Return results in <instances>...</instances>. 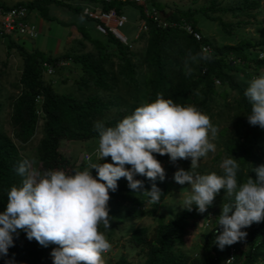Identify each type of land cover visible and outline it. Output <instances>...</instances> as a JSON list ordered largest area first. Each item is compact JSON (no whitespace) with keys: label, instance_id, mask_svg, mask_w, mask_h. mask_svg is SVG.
Instances as JSON below:
<instances>
[{"label":"trees","instance_id":"16d2710c","mask_svg":"<svg viewBox=\"0 0 264 264\" xmlns=\"http://www.w3.org/2000/svg\"><path fill=\"white\" fill-rule=\"evenodd\" d=\"M49 1L65 6L85 18L87 17L81 12L84 2L99 4L102 9L114 7L118 12L123 11L126 5H134L138 8L135 20L142 17L145 21L146 28L139 33V37H144L145 45L143 53L137 54L110 32L102 33L96 30L97 33L90 34L83 25H78L80 34L93 44L94 51L77 50L64 52L55 57L45 54L37 47L32 46L27 50L16 43V40L10 36L11 33L1 28L7 38L6 53L10 48H15L21 56L18 77L21 89L12 98L10 104L9 122L12 126V136L0 126V211L6 206L7 191L13 185L19 186L21 182V177L16 174L15 168L19 162L25 160L13 138L20 142L29 139L39 115L42 117V134L46 139L42 150L48 157V160L43 162V166L62 169L71 174L73 170L84 169L83 161L76 167L73 166L72 162L57 149L60 139L78 141L99 139L98 132L94 128L97 122H102L106 127H114L136 107L154 101L157 94H162L165 99H172L174 103L182 106L193 105L209 118L217 114L219 116L217 120L226 116L231 119L229 115H234L231 120L232 127L229 128L225 124L218 127L216 118L210 119L217 129L216 135L222 137L221 147L213 156L214 162L231 155L238 159L240 165L237 173L238 183L246 180L248 176L254 178L252 167L264 164V129L251 126L247 122L246 116L250 114V104L243 93L248 81L253 78L254 73L257 74L254 71L264 69V34L254 42L241 39L233 44H219L201 32L195 24L193 11L198 10L207 17L215 19L221 28L226 30L228 24L219 16L209 14L207 9L248 14L250 8L258 7V0H236L234 4L228 6H218L216 0H209L208 5L193 10L189 8L171 10L165 14L161 13L162 19L166 21L164 26L157 21L158 15L144 14V3L134 0H76V3L66 0H16L11 4H24L27 12L36 7L44 13V3ZM150 4L155 9L160 7V4L154 0H150ZM7 6L9 3L0 0V7ZM183 20L190 23L191 31L178 24ZM192 31H197L199 38H195ZM203 44L209 45L212 59L190 63L188 67H191L192 72L189 75L184 63L185 58L189 53L195 55L201 52ZM112 55L118 59L116 64L111 58ZM57 58L70 59L79 64L81 73L77 84L85 89L89 88V91L84 92L82 96L70 92H57L52 88L50 80L43 79L41 72L47 68L52 70ZM221 84L235 90L231 100L227 101L228 90L220 87ZM1 106L0 100V110ZM153 155L159 162L161 159L170 161L167 155L161 156L155 153ZM98 162L97 159L95 163ZM100 163H112V161L107 157ZM178 167L186 171L190 169V166L179 164ZM197 171L201 174L211 172L222 174L219 166L206 171L199 168ZM173 174L168 178L165 171L163 181L159 179L151 181L145 176L135 175L134 179L143 182V188L137 192L128 187L125 178H120L117 181V190L109 191L108 211L111 225L106 229L107 232L115 229L126 219L143 212L135 206L140 207L150 202V198L140 192L150 190L153 183L161 190L162 195L158 203L150 202L149 207L144 211L152 212L160 205L174 181ZM214 199L221 203L230 201V198L225 197L223 190ZM211 208L212 205L203 213L198 212L195 205L191 211L181 208L166 220L162 214H159L151 234L148 226L137 224L129 228L127 240L132 245L142 248L144 259L141 264H239V262L264 264V221L241 229L247 233V236L242 241L225 246L221 250L214 242L215 236L222 230L217 226L215 219L220 211L213 214L210 221L208 216ZM206 219L207 224L200 234L204 243L199 253L191 254L179 249L176 243L182 240L187 229L203 224ZM214 225L218 227L217 231L212 230ZM100 230H105L103 225H100ZM54 247L56 246L52 244L47 247L41 246L34 239L29 241L25 232L19 231L18 234L13 235V246L9 247L7 256L0 254V264L19 262L36 264L44 259L48 250ZM229 247L233 250V260L231 263H224ZM126 263V258L120 255L112 264Z\"/></svg>","mask_w":264,"mask_h":264},{"label":"clouds","instance_id":"9594fccd","mask_svg":"<svg viewBox=\"0 0 264 264\" xmlns=\"http://www.w3.org/2000/svg\"><path fill=\"white\" fill-rule=\"evenodd\" d=\"M26 18L30 22L28 12ZM16 34L12 36L15 40ZM30 36L19 35L28 40ZM138 38L139 35L131 38L130 43ZM201 48V52L189 53L185 58L189 75L192 72L188 67L190 63L212 59L209 45L203 44ZM243 95L250 104L247 122L264 129V74L250 79ZM94 128L99 136V162L83 170H73L69 174L62 169L42 171L28 159L18 163L15 172L21 182L7 191L6 206L0 211V254L7 256L9 247L13 246V235L23 231L29 241L34 239L44 247L56 246L50 253L52 264H105L104 254L110 251L111 243L100 231V225L105 229L111 225L109 191L117 190L120 178H125L134 192L139 191L143 182L134 179L135 175L163 181L165 170L154 153L167 155L173 163L178 159H190L189 170L177 168L173 174L175 183L189 185L182 209L191 211L195 205L197 211L203 213L221 190L230 198L229 202L221 203L220 214L215 218L222 229L214 241L219 249L242 241L247 233L241 229L264 221V164L252 167L254 178L248 176L240 183L237 179L240 165L231 155L219 165L222 174L197 171L200 159L216 151L209 134L213 138L217 134L210 118L197 107L182 106L157 94L154 101L136 107L114 127L97 122ZM107 157L112 163H100ZM93 169L96 177L92 175ZM140 193L146 194L151 203H158L162 195L155 183L150 190ZM208 218L211 221L213 215L209 213ZM206 224L207 219L200 225ZM217 226L212 230L217 231ZM232 260L233 250L229 247L224 263Z\"/></svg>","mask_w":264,"mask_h":264},{"label":"rangeland","instance_id":"374dc122","mask_svg":"<svg viewBox=\"0 0 264 264\" xmlns=\"http://www.w3.org/2000/svg\"><path fill=\"white\" fill-rule=\"evenodd\" d=\"M6 3H12L16 0H4ZM160 4L157 9L158 12L166 13L171 10L176 9H186L191 10L196 9L200 6H206L209 4V0H154ZM218 6H228L234 4L236 0H216ZM257 8H250L248 14L244 12H239L236 14L231 13L230 10H217V9H207V12L211 15L219 16L228 25L226 30L222 29L215 19H211L204 15L203 13L197 11L194 12V17L196 18L195 24L199 27L201 32L206 35L211 40L216 43H229L233 44L241 39H247L251 42L257 41L264 34V0H258ZM144 2V5H151L150 0H142L139 3ZM45 7L43 9L44 16L38 8H32L28 11L30 15V20L36 24V32L34 35L30 36L33 47H37L45 54H50L52 56H59L64 52H75L77 50L83 51H94L93 44L85 39L77 30L73 32L71 40L66 42V38L71 28H77V24H81L85 29L91 33H97L94 28L93 22L85 17L79 16L72 10L65 6L57 5L53 1L45 2ZM155 8V7H154ZM126 14V23L120 27V30L126 34L128 37L136 29L135 17L138 13V8L134 5H126L123 9ZM47 16V17H45ZM0 28V100L2 102L0 110V126L2 129L10 136H12V126L9 122L10 104L12 98L20 91L21 84L18 81V77L21 69V56L15 48H10L9 52L6 53V35L2 33ZM145 30V29H144ZM15 34V33H14ZM10 34V36H14ZM20 34H16L19 37ZM58 40V41H57ZM83 42V43H80ZM145 45L144 37H139L136 41H133L128 48L137 53H143V47ZM113 62L116 64L117 57L111 56ZM254 73L253 77L264 74V69H258ZM81 73V69L78 63L73 62L70 59L57 60L53 63L52 70L47 68L41 72L44 80H50L52 88L57 92H70L76 96H82L84 92L89 91V88L85 89L83 86H78L77 79ZM220 87H225L228 90V95L226 97L227 101L231 100L235 94L234 89H230L225 85H220ZM226 101V100H225ZM39 111V110H38ZM230 112L231 109H229ZM222 112V111H221ZM220 112V113H221ZM40 114V111L39 113ZM234 115H229L228 117L219 118L217 114H213L212 120L216 118L218 122V127L222 125H227V128L232 127V119ZM223 119V120H222ZM222 121V122H221ZM42 117L39 115L36 127L33 134L24 142H20L13 138L15 141L19 152L21 155L30 161L34 162V167L40 170L55 169L54 167H44L43 162L48 160L45 152L42 150V146L45 144L46 139L42 134L41 130ZM92 139V140H91ZM85 139L84 141L69 140L62 138L59 140L57 149L65 157L72 162L73 166H77L78 163L82 162L85 167H88L91 163H95L97 160L98 143L99 139L91 138ZM210 142L216 145V150L220 148V143L222 141L221 136H215L213 138L211 133L209 134ZM216 152V151H215ZM215 152H209L205 157L201 158L199 161V168H203L204 171L207 169L217 168L223 160L214 162ZM161 166L165 168L167 177L170 178L175 169L179 168V165L190 166V159H178L174 163L168 159L160 160ZM68 167V166H67ZM198 168V169H199ZM68 170V169H66ZM93 177H96L95 169L91 170ZM189 185L186 183L180 185L172 182L169 187V192L164 196L162 203L158 205L152 212H146L150 202H146L140 207L135 206V208L142 209L143 212L132 216L130 219H126L124 222L117 225V227L110 232L107 230H100L103 232L109 242L111 243V249L108 253L104 254L105 264H112L115 260L119 258L120 255L124 256L127 260L126 264H141L144 259L143 250L140 247L132 245L128 240L129 228L137 224H145L148 226L149 234L152 233L153 226L156 223V218L159 214H162L166 220L170 215L176 214L181 210L182 201L190 189ZM221 202L217 199L213 200L212 208L209 213L216 214L220 211ZM204 226L198 224L194 227H190L184 233L182 240L177 244L179 249L185 250L188 253H199L204 239L200 236L201 232L204 230ZM52 250H48L44 259L36 264H52V257L50 256ZM25 264V263H16ZM241 264V262H239Z\"/></svg>","mask_w":264,"mask_h":264},{"label":"built area","instance_id":"2783aa9c","mask_svg":"<svg viewBox=\"0 0 264 264\" xmlns=\"http://www.w3.org/2000/svg\"><path fill=\"white\" fill-rule=\"evenodd\" d=\"M134 1L139 2L142 0ZM144 6V14L149 15L150 13H154L155 16L158 15L157 21H159L161 25L164 26L166 24V21L162 19V15L157 9L151 5ZM81 11L87 18L92 20L96 30L102 33L110 32L128 46L131 45L130 39L137 38L139 33L146 28L144 18H139V20L136 21V29L133 32L132 37L127 38V36L120 30V27L123 26L127 20L123 11L118 12L114 7L102 9L98 4L91 2H85ZM26 16L27 9L24 4H11L5 8L0 7V28L9 33H18L27 36L33 35L35 33L34 26L27 20ZM178 24L184 27L187 31L192 30L188 21L186 22L183 20L181 23L178 22ZM192 32L195 38H199L197 31Z\"/></svg>","mask_w":264,"mask_h":264},{"label":"crops","instance_id":"0c3cea01","mask_svg":"<svg viewBox=\"0 0 264 264\" xmlns=\"http://www.w3.org/2000/svg\"><path fill=\"white\" fill-rule=\"evenodd\" d=\"M66 1H68V2H72V3H76V0H75V1H73V0H66ZM41 14H42V16H44L45 13H42V12H41ZM45 15H46V14H45ZM28 16H29V18H30V15H28ZM30 23H33V25H34V30H35V32H36V30H37V28H36V24H35L32 20H30ZM78 25H81V24H77V26H78ZM77 30H78V28H74V27H72V28H71V31H69V33L67 34V36H66V38H65L64 40H65L66 42L70 41L73 32H77ZM57 41H58V40H57Z\"/></svg>","mask_w":264,"mask_h":264},{"label":"water","instance_id":"95a60500","mask_svg":"<svg viewBox=\"0 0 264 264\" xmlns=\"http://www.w3.org/2000/svg\"><path fill=\"white\" fill-rule=\"evenodd\" d=\"M16 43H18L19 45L23 46L27 50H30L32 48L31 41L28 40L27 38L18 37L16 39Z\"/></svg>","mask_w":264,"mask_h":264}]
</instances>
